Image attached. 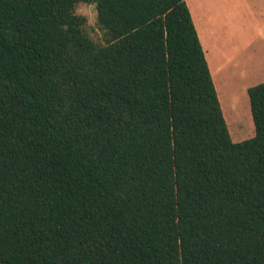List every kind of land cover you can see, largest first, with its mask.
<instances>
[{
  "label": "trees",
  "instance_id": "trees-1",
  "mask_svg": "<svg viewBox=\"0 0 264 264\" xmlns=\"http://www.w3.org/2000/svg\"><path fill=\"white\" fill-rule=\"evenodd\" d=\"M248 94L234 142L187 0H0V264H264Z\"/></svg>",
  "mask_w": 264,
  "mask_h": 264
},
{
  "label": "crops",
  "instance_id": "crops-1",
  "mask_svg": "<svg viewBox=\"0 0 264 264\" xmlns=\"http://www.w3.org/2000/svg\"><path fill=\"white\" fill-rule=\"evenodd\" d=\"M190 1L187 5L222 103L226 80L215 79L221 70L251 61L260 64L258 69L263 66L264 57L258 54L264 55V0H197L196 12Z\"/></svg>",
  "mask_w": 264,
  "mask_h": 264
},
{
  "label": "rangeland",
  "instance_id": "rangeland-1",
  "mask_svg": "<svg viewBox=\"0 0 264 264\" xmlns=\"http://www.w3.org/2000/svg\"><path fill=\"white\" fill-rule=\"evenodd\" d=\"M190 5L196 12L197 0L190 1ZM75 15L84 18L83 30L90 38L100 45H106L105 31L99 24L96 4L84 2L77 4ZM258 57H264V55L258 54ZM260 61L263 66L259 69L260 64L251 61L249 64H239L236 67L227 66L215 78L216 81L220 77L226 80L223 85V104L221 103V106L234 142L251 139L256 134L248 89L264 83V59ZM217 84L218 82H216V87ZM228 116L232 118V121H229ZM246 120L248 121L247 125H245Z\"/></svg>",
  "mask_w": 264,
  "mask_h": 264
},
{
  "label": "bare ground",
  "instance_id": "bare-ground-1",
  "mask_svg": "<svg viewBox=\"0 0 264 264\" xmlns=\"http://www.w3.org/2000/svg\"><path fill=\"white\" fill-rule=\"evenodd\" d=\"M228 119H229V121H232V118L230 116H228ZM247 124H248V121L246 120L245 125H247Z\"/></svg>",
  "mask_w": 264,
  "mask_h": 264
}]
</instances>
